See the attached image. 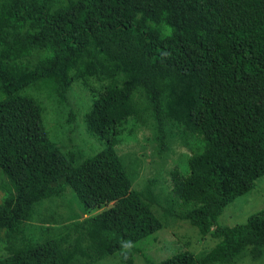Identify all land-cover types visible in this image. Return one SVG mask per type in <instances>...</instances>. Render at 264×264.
I'll return each instance as SVG.
<instances>
[{"label":"trees","instance_id":"trees-1","mask_svg":"<svg viewBox=\"0 0 264 264\" xmlns=\"http://www.w3.org/2000/svg\"><path fill=\"white\" fill-rule=\"evenodd\" d=\"M40 81L64 100L72 84L89 93L84 130L101 150L82 158L49 138L27 92ZM139 125L160 154L189 149L164 205L118 154ZM263 174L264 0H0V264H134L135 244L173 218L219 241L152 264L260 259L264 209L218 217ZM69 188L80 211L38 225Z\"/></svg>","mask_w":264,"mask_h":264},{"label":"rangeland","instance_id":"rangeland-1","mask_svg":"<svg viewBox=\"0 0 264 264\" xmlns=\"http://www.w3.org/2000/svg\"><path fill=\"white\" fill-rule=\"evenodd\" d=\"M27 92L35 96L44 106L43 119L49 138L63 149L78 151L86 158L103 148V144L86 134L83 125V113L91 103L89 93L78 84H72L66 100L55 95L49 85L40 81ZM131 122L127 127H130ZM153 129L137 126L130 137L124 135L118 147V154L132 178L134 188H141L146 180L154 178V188L164 205V197L170 190L168 172L181 164L189 154L186 145L172 142L171 148L160 154L157 149ZM0 191V198H1ZM41 217L52 216L56 221L39 222L38 225L58 227L70 220L72 213L80 211V205L72 190L67 189L62 198L40 206ZM264 209V174L255 180L253 188L236 196L228 202L218 217L225 225L244 223L247 217ZM53 210L52 215H49ZM32 225H36L34 221ZM218 238L208 234L201 236L197 228L180 218L170 219L164 225L135 244L137 252L133 255L134 264H152L165 260L178 252L188 250L197 253L213 247ZM94 264H121L115 255L104 257ZM237 264H264V255L260 259L243 256Z\"/></svg>","mask_w":264,"mask_h":264}]
</instances>
